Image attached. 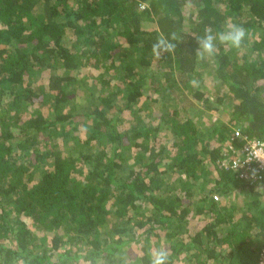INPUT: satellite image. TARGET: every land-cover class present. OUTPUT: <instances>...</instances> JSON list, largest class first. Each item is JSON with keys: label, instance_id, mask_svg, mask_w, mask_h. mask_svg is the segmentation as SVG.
Returning a JSON list of instances; mask_svg holds the SVG:
<instances>
[{"label": "trees", "instance_id": "16d2710c", "mask_svg": "<svg viewBox=\"0 0 264 264\" xmlns=\"http://www.w3.org/2000/svg\"><path fill=\"white\" fill-rule=\"evenodd\" d=\"M228 24L241 47L197 61ZM235 130L264 142V0H0V264H151L161 247L258 264L264 181L231 167Z\"/></svg>", "mask_w": 264, "mask_h": 264}, {"label": "clouds", "instance_id": "9594fccd", "mask_svg": "<svg viewBox=\"0 0 264 264\" xmlns=\"http://www.w3.org/2000/svg\"><path fill=\"white\" fill-rule=\"evenodd\" d=\"M246 30L236 24H228L224 31L212 34L211 29H205V34L202 38L198 39V47L196 49L197 61H202L208 57H212L217 52L216 43L239 49L243 40L245 39ZM174 45L167 43L164 39H158L152 45V52L158 55L161 51H169ZM190 86L196 88L199 87V81L193 77L189 81ZM168 253L161 247L159 249H153L151 252V264H167Z\"/></svg>", "mask_w": 264, "mask_h": 264}, {"label": "built area", "instance_id": "2783aa9c", "mask_svg": "<svg viewBox=\"0 0 264 264\" xmlns=\"http://www.w3.org/2000/svg\"><path fill=\"white\" fill-rule=\"evenodd\" d=\"M235 142H240L237 152L239 156L231 163V167L234 170L239 169L237 177L250 185L264 181V142L243 136L239 130L233 132L227 143L230 150H234ZM258 264H264V248L259 255Z\"/></svg>", "mask_w": 264, "mask_h": 264}, {"label": "rangeland", "instance_id": "374dc122", "mask_svg": "<svg viewBox=\"0 0 264 264\" xmlns=\"http://www.w3.org/2000/svg\"><path fill=\"white\" fill-rule=\"evenodd\" d=\"M155 68V67H154ZM210 82L211 81H207L206 82V86L208 85V84H210ZM83 86H85V88H83V90H84V95H87L88 93H97L98 91H97V89L99 88L98 87V85L97 84H95L94 82H92V81H87V82H84V84H83ZM87 88H89V91H87L86 89ZM205 88V87H204ZM206 89V88H205ZM149 103V105H148V108H149V110H150V116H152L153 115V113H155L156 112V105H154L152 102H148ZM137 113H138V110H135ZM136 113V115L138 116V114ZM144 114H145V116L147 115V113H145V112H143ZM142 115V114H141ZM155 116V115H154ZM190 116H193V114L192 113H190ZM205 116H210L209 114H206V115H203V116H200L199 117V122H201V121H203V119H205ZM213 117H215L214 119H216V120H220V122L221 121H223L224 119L226 120V114L225 113H222L221 111H217L214 115H213ZM193 121H196V123H197V117H193ZM197 126H199L200 124H196ZM128 257V256H127ZM118 261V260H117ZM120 264V263H119Z\"/></svg>", "mask_w": 264, "mask_h": 264}]
</instances>
